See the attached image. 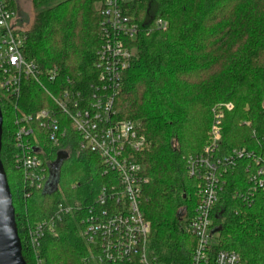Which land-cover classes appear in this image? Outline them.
Here are the masks:
<instances>
[{"label": "trees", "instance_id": "trees-1", "mask_svg": "<svg viewBox=\"0 0 264 264\" xmlns=\"http://www.w3.org/2000/svg\"><path fill=\"white\" fill-rule=\"evenodd\" d=\"M104 1L31 0L32 24L20 32L23 58L42 71L56 70L58 85L87 94L98 77L95 52L102 42ZM9 4L16 13L15 0ZM121 10L139 31L127 41L132 57L114 99V120L136 123L145 143L134 159L147 181L141 194L150 228L147 254L160 264H189L195 238L184 225L194 214L200 183L188 177L186 160L204 148L212 107L232 105L221 122L219 155L236 148L264 150V0H126ZM51 106L32 82L21 83L17 99L0 90V160L25 263L33 264L27 230L63 206L72 212L56 225L55 236L43 238L44 264H138L100 263L97 249L85 241L88 210L98 207L103 188L119 183L96 154L78 149L71 130L57 146L39 136L48 178L57 154H66L54 191L29 189L14 169L15 119ZM245 164L225 177L211 214L216 231L211 253L235 252L244 264H264L263 194L253 204L233 198L245 189Z\"/></svg>", "mask_w": 264, "mask_h": 264}, {"label": "built area", "instance_id": "built-area-1", "mask_svg": "<svg viewBox=\"0 0 264 264\" xmlns=\"http://www.w3.org/2000/svg\"><path fill=\"white\" fill-rule=\"evenodd\" d=\"M125 1H104L102 42L95 52L98 77L86 94L73 91L70 85H58L56 70L42 71L35 62L23 58L24 38L12 25L16 13L10 8L9 0H0V90L17 99L21 83L32 82L52 105L32 114L20 115L14 121L13 166L22 173L26 187L43 190L48 181V172L40 157L43 151L39 136L57 146L71 130L78 149L96 154L105 173L112 172L119 183V188L113 185L111 189L101 190L100 204L88 210L83 222L82 235L88 245L97 249L98 261L160 264L155 257H149L146 250L150 228L141 213V194L147 181L134 159L145 143L139 136L136 123L114 120V99L132 57L127 41L134 39L139 31L138 25L121 10ZM157 24L166 27L163 22ZM230 109L231 104H218L213 108L207 145L202 152L186 160L188 177L200 183L194 214L184 225V230L195 238L189 264H244L235 252L211 253L216 244L211 214L221 200L226 175L239 163L246 161L245 189L236 191L233 198L244 204H253L257 195L262 193L264 204V150L255 152L236 148L228 155H219L221 122L225 110ZM34 126L38 134L35 130L33 132ZM113 200L117 204L108 206L107 202ZM119 201L122 205H118ZM71 212L70 207L58 206L48 219L27 230L26 246L33 264H44L40 254L43 238L55 236L56 225Z\"/></svg>", "mask_w": 264, "mask_h": 264}, {"label": "water", "instance_id": "water-1", "mask_svg": "<svg viewBox=\"0 0 264 264\" xmlns=\"http://www.w3.org/2000/svg\"><path fill=\"white\" fill-rule=\"evenodd\" d=\"M2 136V115L0 111V152ZM66 159L64 152L57 154V159L49 165V178L43 193L56 189L57 175L61 163ZM214 231L213 233H215ZM0 264H26L21 254V244L15 224L12 198L3 165L0 160Z\"/></svg>", "mask_w": 264, "mask_h": 264}, {"label": "rangeland", "instance_id": "rangeland-1", "mask_svg": "<svg viewBox=\"0 0 264 264\" xmlns=\"http://www.w3.org/2000/svg\"><path fill=\"white\" fill-rule=\"evenodd\" d=\"M15 7H16V17L13 20V24H12L13 28L18 32L25 31V30L29 29V27L32 24L31 0H15ZM217 105L212 107V109L210 111L211 117H212V110ZM212 120L213 119L211 118V123H212ZM137 123L140 124L139 122H137ZM211 123H210V126H211ZM210 126L206 132V141H205L204 147L207 145V142L209 140L208 139V132L210 130Z\"/></svg>", "mask_w": 264, "mask_h": 264}]
</instances>
